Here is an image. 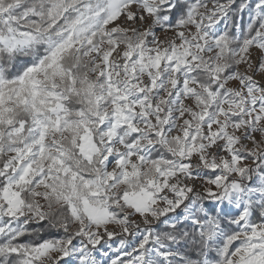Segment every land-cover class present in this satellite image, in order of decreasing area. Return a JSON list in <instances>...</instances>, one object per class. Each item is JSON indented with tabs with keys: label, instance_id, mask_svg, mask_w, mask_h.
I'll use <instances>...</instances> for the list:
<instances>
[{
	"label": "snow or ice",
	"instance_id": "obj_1",
	"mask_svg": "<svg viewBox=\"0 0 264 264\" xmlns=\"http://www.w3.org/2000/svg\"><path fill=\"white\" fill-rule=\"evenodd\" d=\"M0 264H264V0H0Z\"/></svg>",
	"mask_w": 264,
	"mask_h": 264
}]
</instances>
